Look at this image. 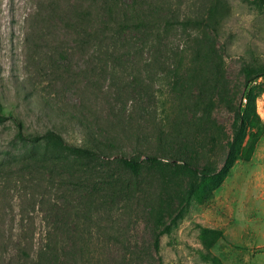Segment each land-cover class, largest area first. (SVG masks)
<instances>
[{
    "label": "rangeland",
    "instance_id": "374dc122",
    "mask_svg": "<svg viewBox=\"0 0 264 264\" xmlns=\"http://www.w3.org/2000/svg\"><path fill=\"white\" fill-rule=\"evenodd\" d=\"M119 1L108 19L107 0H0V111L105 157L27 168L50 145L0 123V264H264V78L245 84L264 66V5ZM141 10L175 24L128 27ZM182 160L219 174L200 185Z\"/></svg>",
    "mask_w": 264,
    "mask_h": 264
},
{
    "label": "trees",
    "instance_id": "16d2710c",
    "mask_svg": "<svg viewBox=\"0 0 264 264\" xmlns=\"http://www.w3.org/2000/svg\"><path fill=\"white\" fill-rule=\"evenodd\" d=\"M264 5V0H259ZM112 2V3H111ZM119 0H107L108 6L106 7L104 5L101 6L102 11H104L109 17L108 19L114 18L113 16L118 13V11L124 13V11H127L126 8H123L119 4ZM138 0H134L133 4L131 5V8L128 10L129 12H134L136 5H138ZM145 11V10H144ZM141 14H133L132 16H125L126 20L129 24L128 25H122L123 28L126 26L133 27L138 30L142 29H148L156 28L158 30H165L168 27H172L175 23V20H168L166 18H162V16L156 15V11L152 13V15H147L142 12ZM97 18H100V13L97 11ZM154 14V15H153ZM83 20H90L93 17V10L92 6L86 5L84 6V10L82 15L80 16ZM189 20L187 21V23ZM184 23V22H183ZM195 23H199V21H195ZM94 27V21L91 22V26ZM264 78V66L259 68H249L247 70L246 74V86H250L254 81ZM9 119H15L17 120L12 114H6L4 112L0 111V123H3ZM242 124H243V117L240 108L237 109L236 113V128L234 130L233 134V140L230 143V150H234L236 144L238 143L241 134H242ZM17 126H18V136L21 141L28 142V143H38L42 140H46V142L50 145L49 154L44 155H30L22 159L19 163L22 162L23 166L27 168L35 167L37 169L44 168L48 166L49 168L58 169L60 168L61 164L70 165L73 161H81V160H90V161H98V160H104V155L101 154V152L92 147L88 146H82V145H76L72 144L63 137L61 133L54 129H49L45 131L42 134H29L27 133L22 124L17 120ZM52 152H55L58 154V157H52L50 156ZM50 158H49V156ZM149 160V166H153L155 168H159V170H163L166 167L165 162H161L156 156H149L146 158ZM64 160V163H61V161ZM116 161L121 164L125 169L129 170L134 176H137L140 174V172L147 166L146 161L140 157H120L117 158ZM180 170L194 179H198L201 184H205L210 179L216 177L219 172L216 170V168L212 167L211 165H206L202 168L194 165L192 162L188 160H182L178 164ZM61 171L62 168H60ZM52 175L55 174V172L50 173ZM53 177V176H52ZM163 234V231H159L156 233L154 238L155 247L158 249L160 246V239ZM46 252H41L42 254H45ZM46 256V255H45ZM44 256V257H45Z\"/></svg>",
    "mask_w": 264,
    "mask_h": 264
},
{
    "label": "built area",
    "instance_id": "2783aa9c",
    "mask_svg": "<svg viewBox=\"0 0 264 264\" xmlns=\"http://www.w3.org/2000/svg\"><path fill=\"white\" fill-rule=\"evenodd\" d=\"M262 79V78H261Z\"/></svg>",
    "mask_w": 264,
    "mask_h": 264
}]
</instances>
